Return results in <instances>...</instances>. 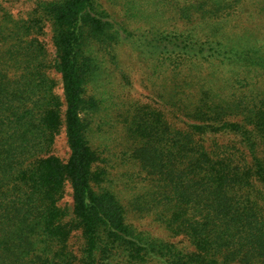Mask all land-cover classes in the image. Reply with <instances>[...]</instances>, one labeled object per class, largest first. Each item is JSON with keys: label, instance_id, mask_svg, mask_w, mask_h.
<instances>
[{"label": "trees", "instance_id": "16d2710c", "mask_svg": "<svg viewBox=\"0 0 264 264\" xmlns=\"http://www.w3.org/2000/svg\"><path fill=\"white\" fill-rule=\"evenodd\" d=\"M245 3L264 20V0H199L177 13L201 19L195 24L129 30L98 0H42L26 18L0 0V264H73L74 231L80 264H264V31L251 35L241 23ZM45 26L50 61L37 40ZM121 46L138 54L148 80L165 84L155 89L161 102L190 123L175 129L161 110L130 106L127 146L108 178L94 169L82 114L100 104L86 96L89 85L110 84L118 70L128 81ZM62 126L66 163L52 154ZM65 182L70 211L58 205ZM129 215L191 249L141 231Z\"/></svg>", "mask_w": 264, "mask_h": 264}, {"label": "rangeland", "instance_id": "374dc122", "mask_svg": "<svg viewBox=\"0 0 264 264\" xmlns=\"http://www.w3.org/2000/svg\"><path fill=\"white\" fill-rule=\"evenodd\" d=\"M4 8H6L14 18H26L33 8L35 3L42 0H1ZM101 6L106 10L113 21L121 26L127 27L129 30L148 25H164L185 28L191 24L201 21V19H193L192 23H187L183 19H179L177 13L178 8L183 5L197 2L199 0H98ZM229 0H226V3ZM252 5V4H251ZM253 6L243 4L238 8V18L246 28L251 30V35L257 33L258 30L264 31V20L259 15L253 13ZM142 9L146 17L133 20L129 17L127 9ZM155 13L157 16L149 17ZM237 20L233 21V24ZM260 34H264L263 32ZM37 40L42 43L48 59H52L53 46L51 42V34L48 26H45L43 31L37 34ZM118 57L125 71L129 73V79L124 77L118 71H115L111 83L104 85H89L86 89L87 97H94L99 100L100 104L96 109H87L82 114L83 119L87 123L89 140L92 149L96 152L97 160L94 164V169L97 172L106 171L109 178V171L113 164H118L116 157L119 152L127 146V138L124 130L123 116L128 113L130 106L149 107L154 110H161L165 119L175 129H185L190 120L176 114L164 105L155 94V89L162 86V82H153L147 79V70L143 63L140 62L137 53L133 55L131 50L126 46H121L118 50ZM52 62V61H51ZM51 77L55 81L54 91L57 95H61L60 76L54 70L50 72ZM147 79V80H146ZM129 82V84L127 83ZM165 85V84H163ZM110 96V99H109ZM89 106V103L87 107ZM226 139L220 138L219 143H225ZM52 154L66 163L69 157V151L66 143L65 131L62 126L58 135L54 139ZM116 164V167H117ZM123 172V166L119 169ZM96 175V174H95ZM96 177V176H95ZM104 185H109L106 180ZM71 188L68 182L64 183L63 196L58 202L61 208L70 211L71 208ZM129 222L136 226L141 231L150 233L154 237L164 239L170 243H174L180 247L190 250L188 242L183 237H170L167 232L158 224L153 223L149 218L139 219L137 216H128ZM82 237L80 231H74L69 235L66 251L74 256L73 264H80L79 258L82 248ZM115 262V261H113ZM106 264H115L107 262ZM120 264V261L117 262Z\"/></svg>", "mask_w": 264, "mask_h": 264}]
</instances>
